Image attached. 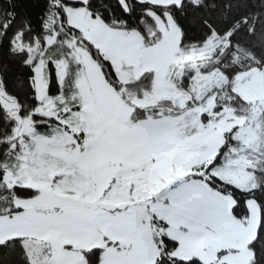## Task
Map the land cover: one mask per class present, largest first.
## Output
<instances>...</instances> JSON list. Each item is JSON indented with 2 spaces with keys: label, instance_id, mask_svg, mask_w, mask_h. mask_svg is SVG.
Here are the masks:
<instances>
[{
  "label": "snow or ice",
  "instance_id": "6c2138e0",
  "mask_svg": "<svg viewBox=\"0 0 264 264\" xmlns=\"http://www.w3.org/2000/svg\"><path fill=\"white\" fill-rule=\"evenodd\" d=\"M233 6L0 0V264H264V12Z\"/></svg>",
  "mask_w": 264,
  "mask_h": 264
},
{
  "label": "trees",
  "instance_id": "16d2710c",
  "mask_svg": "<svg viewBox=\"0 0 264 264\" xmlns=\"http://www.w3.org/2000/svg\"><path fill=\"white\" fill-rule=\"evenodd\" d=\"M258 2L259 0H207V3L209 5L213 3L217 4V9L212 12L211 19L213 23H215L218 27L223 26L221 14L226 3H232L234 5L233 8L229 11V16L232 18H239L240 16L247 14L249 10L253 12L257 10L264 12V8L257 9L253 7L254 3ZM261 19H264V16H262ZM237 40H239L244 47L253 48L255 46L257 51L264 53V39H261L258 35L248 36L244 33H241L237 37Z\"/></svg>",
  "mask_w": 264,
  "mask_h": 264
}]
</instances>
